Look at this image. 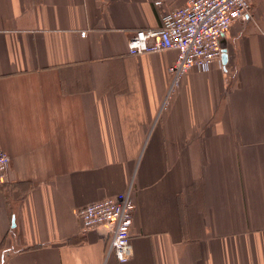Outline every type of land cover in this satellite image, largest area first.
I'll return each instance as SVG.
<instances>
[{
    "label": "crops",
    "instance_id": "obj_1",
    "mask_svg": "<svg viewBox=\"0 0 264 264\" xmlns=\"http://www.w3.org/2000/svg\"><path fill=\"white\" fill-rule=\"evenodd\" d=\"M156 1L0 0V264H264V0L165 108L177 51L128 48ZM130 183L120 262L77 212Z\"/></svg>",
    "mask_w": 264,
    "mask_h": 264
},
{
    "label": "built area",
    "instance_id": "obj_2",
    "mask_svg": "<svg viewBox=\"0 0 264 264\" xmlns=\"http://www.w3.org/2000/svg\"><path fill=\"white\" fill-rule=\"evenodd\" d=\"M156 3L162 4L161 0ZM251 0H187L175 8H162L161 26L139 29L128 41L131 54L175 49L177 57L169 66L170 92L192 68L207 71L222 54L221 40L238 19L249 16ZM168 101L166 96L164 106ZM11 157L0 150V186L7 180ZM136 208L133 186L113 196L92 202L77 212L83 230L105 224L110 230L107 256L120 262L133 255L131 225Z\"/></svg>",
    "mask_w": 264,
    "mask_h": 264
},
{
    "label": "rangeland",
    "instance_id": "obj_3",
    "mask_svg": "<svg viewBox=\"0 0 264 264\" xmlns=\"http://www.w3.org/2000/svg\"><path fill=\"white\" fill-rule=\"evenodd\" d=\"M251 2H252V0H251ZM251 6H252V3H251V5H250V11H249V17H250V15H251ZM238 20H243V19H238ZM237 20V21H238ZM232 27V26H231ZM221 47L223 48V46H222V44H221ZM215 62V61H214ZM213 62V63H214ZM174 63V62H173ZM172 63V64H173ZM213 65V64H212ZM212 67V66H211ZM192 69H195V68H192ZM211 69V68H210ZM209 69V70H210ZM197 70V69H196ZM199 71V70H198ZM208 71V70H207ZM200 72H202V71H200ZM184 77V76H183ZM183 79V78H182ZM182 79H181V81H180V83H179V85L174 89L175 91L180 87V85H181V82H182ZM175 91H173V92H175ZM169 92H170V84H169V87H168V91H167V94H169ZM173 92H171V93H173ZM168 97H169V95H167ZM166 105H167V102H166ZM166 105L164 106L163 105V108H165L166 107ZM5 151V150H4ZM8 153V152H7ZM10 163H11V160H10ZM9 167H10V164H9ZM9 167H8V171H9ZM7 178H8V174H7ZM132 184V183H131ZM132 186H133V184H132ZM87 205V204H86ZM85 205V206H86ZM84 207V206H83ZM82 208V207H81ZM79 217V216H78Z\"/></svg>",
    "mask_w": 264,
    "mask_h": 264
},
{
    "label": "water",
    "instance_id": "obj_4",
    "mask_svg": "<svg viewBox=\"0 0 264 264\" xmlns=\"http://www.w3.org/2000/svg\"><path fill=\"white\" fill-rule=\"evenodd\" d=\"M221 43H222V40H221ZM223 44V43H222ZM223 46V45H222ZM223 53H222V57L224 58V61H225V58H226V49L223 48L222 49Z\"/></svg>",
    "mask_w": 264,
    "mask_h": 264
}]
</instances>
